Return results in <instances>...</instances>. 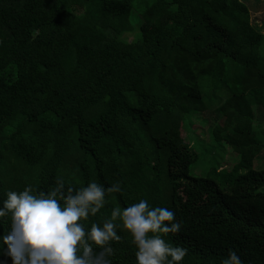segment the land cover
Returning a JSON list of instances; mask_svg holds the SVG:
<instances>
[{"label": "trees", "instance_id": "obj_1", "mask_svg": "<svg viewBox=\"0 0 264 264\" xmlns=\"http://www.w3.org/2000/svg\"><path fill=\"white\" fill-rule=\"evenodd\" d=\"M135 28L138 39H120ZM262 42L241 0H0V199L58 180L119 182L79 221L86 232L145 199L182 222L165 236L187 249L181 264H220L228 250L264 264V171L252 169L264 149L253 139L264 125ZM195 113L240 155L214 179L189 175L198 156L182 132L195 142ZM117 234L111 264H136L129 232Z\"/></svg>", "mask_w": 264, "mask_h": 264}, {"label": "clouds", "instance_id": "obj_2", "mask_svg": "<svg viewBox=\"0 0 264 264\" xmlns=\"http://www.w3.org/2000/svg\"><path fill=\"white\" fill-rule=\"evenodd\" d=\"M120 191L119 182L105 188L92 181L74 189L59 180L47 192L33 194L29 187L19 193L7 191L0 199V222L9 221L7 231L0 230V255L11 264H111L109 242L121 239L117 228L122 226L135 246L136 264H181L187 249L172 245L165 236L180 232L182 222L170 208L152 206L145 199L113 208L102 226L92 223L85 231L79 221L104 206L106 193ZM117 218L122 225L113 223ZM220 264L243 261L228 250Z\"/></svg>", "mask_w": 264, "mask_h": 264}, {"label": "rangeland", "instance_id": "obj_3", "mask_svg": "<svg viewBox=\"0 0 264 264\" xmlns=\"http://www.w3.org/2000/svg\"><path fill=\"white\" fill-rule=\"evenodd\" d=\"M241 1H243L244 4L250 5V7L253 6L251 1ZM259 16L261 15H255V12L249 13V17L252 19V21L250 19L252 26H259ZM134 25L138 27L139 24L137 21H134ZM260 32L264 34V28ZM138 36V29L135 28L133 32L123 34L120 39L125 42H132L138 39ZM261 52L264 55V43L261 46ZM205 117L209 119L208 115L197 113L192 116L193 130L189 128L187 131L192 134L194 132L195 142L190 140L187 132H182V137L185 143L192 146L193 151L198 156V160L192 163L189 168V175L196 178L214 179L211 173L212 168L221 167L229 171L238 164L240 155L224 139L220 143H215L214 139H209V133H207V131H209V122H207V124L205 123V121H207ZM216 123L221 126L223 124V117H217ZM217 124L213 125V127L217 126ZM184 131H186V129H184ZM254 132L256 138L253 139L259 143H264V125L263 128L259 126V128L254 129ZM227 134H231L230 131L221 132V137L223 138V136ZM198 137L201 139H198ZM262 158H264V149L261 150L259 158L253 161V170L264 171V159ZM244 171L240 169L239 173H243ZM263 184L264 180L260 182V186ZM220 188L225 190L222 185H220Z\"/></svg>", "mask_w": 264, "mask_h": 264}, {"label": "crops", "instance_id": "obj_4", "mask_svg": "<svg viewBox=\"0 0 264 264\" xmlns=\"http://www.w3.org/2000/svg\"><path fill=\"white\" fill-rule=\"evenodd\" d=\"M248 1H251L253 5L250 7V5L245 4L247 6L249 13L255 12V15H261L259 16V26L257 27L260 29V31H262L264 28V0H248ZM198 139H201V138L198 137Z\"/></svg>", "mask_w": 264, "mask_h": 264}]
</instances>
